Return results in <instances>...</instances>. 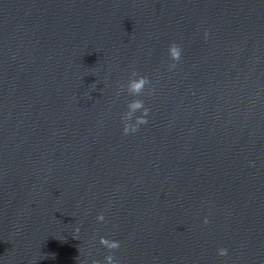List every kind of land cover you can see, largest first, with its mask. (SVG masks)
I'll list each match as a JSON object with an SVG mask.
<instances>
[{
	"label": "water",
	"instance_id": "water-1",
	"mask_svg": "<svg viewBox=\"0 0 264 264\" xmlns=\"http://www.w3.org/2000/svg\"><path fill=\"white\" fill-rule=\"evenodd\" d=\"M100 237L264 264V0H0V264H104Z\"/></svg>",
	"mask_w": 264,
	"mask_h": 264
},
{
	"label": "clouds",
	"instance_id": "clouds-1",
	"mask_svg": "<svg viewBox=\"0 0 264 264\" xmlns=\"http://www.w3.org/2000/svg\"><path fill=\"white\" fill-rule=\"evenodd\" d=\"M207 35V33L205 34ZM168 56L171 61L169 63L168 67L169 69H174L176 67L177 62H179L182 58V49L181 47L173 42L169 45L168 47ZM150 85V80L147 76H140L138 73L133 70L131 77L129 78L127 85H126V90L127 93L130 96H141L144 94L146 90V86ZM125 89V85L120 86V90L123 91ZM153 89L148 88L149 94ZM137 111H141V115L135 116V113ZM149 114V109L144 106V101L141 99H134L131 100L127 104V111L122 115V122H123V134L124 135H129L132 133H135L138 131L139 127L141 125L147 124V116ZM135 116L134 122L133 118ZM98 221H103L104 220V215L101 213L97 216ZM207 222V221H205ZM78 231V229H77ZM100 244L104 246L107 250H109V255L105 256L104 258V264H119L117 260L114 259V256L111 254L113 251L119 249L120 247V242L117 240H110L105 237H100ZM228 250L226 248H219L217 250L218 255L220 256H226ZM92 264H100L99 261L93 260Z\"/></svg>",
	"mask_w": 264,
	"mask_h": 264
}]
</instances>
